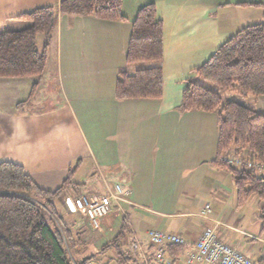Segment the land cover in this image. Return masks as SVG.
<instances>
[{
	"label": "crops",
	"instance_id": "1",
	"mask_svg": "<svg viewBox=\"0 0 264 264\" xmlns=\"http://www.w3.org/2000/svg\"><path fill=\"white\" fill-rule=\"evenodd\" d=\"M60 1L0 0V33L26 27L15 17ZM149 4L156 6L164 26L163 97L120 101L115 96L118 73L125 69L133 74L137 69L125 62L132 24ZM257 5H264V0H124L125 21L62 16L48 48L46 73L27 106L17 108L29 99L35 79L0 78V163L22 166L40 187L54 191L80 162L58 203L65 222L75 221L74 233L85 228L88 234L72 248L77 262L96 255L102 264H123L120 252L104 250L123 226L124 258H132L128 248L135 239L152 253L151 230L179 234L194 244L206 226L197 214L207 204L216 220L264 241L259 219L263 203L252 197L239 208L234 177L213 165L218 112L179 110L195 69L241 29L263 21L264 9ZM237 99L264 114V96L236 95L229 100ZM104 179L122 183L129 203L122 204V211L114 206L101 229L91 231L69 203L79 196L102 194ZM133 207L147 210L137 228L129 224ZM234 213L238 216L232 218ZM225 231L237 232L220 229L221 238L239 246L240 252L255 261L264 256V244L237 233L242 239L236 246ZM248 242L256 247L242 246Z\"/></svg>",
	"mask_w": 264,
	"mask_h": 264
},
{
	"label": "trees",
	"instance_id": "2",
	"mask_svg": "<svg viewBox=\"0 0 264 264\" xmlns=\"http://www.w3.org/2000/svg\"><path fill=\"white\" fill-rule=\"evenodd\" d=\"M124 0H61L56 6L35 9L15 17L25 22L19 30L0 33V78L35 79L21 110L36 96L40 79L46 73L48 48L59 18L62 16L94 17L103 21H125ZM264 9V5H257ZM44 35V46L38 37ZM164 26L157 17L154 4L141 8L132 24L126 51L127 66H136L133 74L121 70L117 75V100H160L164 92ZM196 77L186 83L181 112H218L217 158L213 165L232 174L237 192V204L244 207L252 197L264 206V173L256 169L236 170L222 161L225 154H235L264 166V114L249 107L244 101L224 99L220 91H228L242 98L264 96V16L259 24L241 29L202 66L195 69ZM80 162L70 170L63 185L54 190L40 187L20 165L0 163V264H87L96 255L76 261L69 249L86 238L80 228L74 233L75 221L65 222L59 208L66 188L71 185ZM264 234V207L260 215ZM120 234L104 250L120 252L126 233ZM80 236H82L80 238ZM185 247L170 246L168 253L177 258ZM100 253H103L101 251ZM129 260V261H128ZM255 264H264V256Z\"/></svg>",
	"mask_w": 264,
	"mask_h": 264
},
{
	"label": "built area",
	"instance_id": "3",
	"mask_svg": "<svg viewBox=\"0 0 264 264\" xmlns=\"http://www.w3.org/2000/svg\"><path fill=\"white\" fill-rule=\"evenodd\" d=\"M222 161L227 162L236 170L256 169L260 174L264 173L262 164L244 160L232 153L223 155ZM103 181L104 190L99 196H80L69 203L71 212L82 215L93 230L101 229L103 221L113 213L114 206L122 211V204L129 203L122 183L111 182L107 179ZM213 214L208 204L197 214L206 222V226L201 231L199 240L194 244L189 245L179 234L151 230L148 233V244L152 247V253H150L142 242L137 239L133 240L128 248V255L133 259L131 264H255L252 257L223 240L220 229L228 228L251 241L262 244L264 241L246 231L227 226L222 221L213 218ZM170 246L185 247L186 250L177 258H173L168 253ZM87 264L101 263L92 260Z\"/></svg>",
	"mask_w": 264,
	"mask_h": 264
},
{
	"label": "rangeland",
	"instance_id": "4",
	"mask_svg": "<svg viewBox=\"0 0 264 264\" xmlns=\"http://www.w3.org/2000/svg\"><path fill=\"white\" fill-rule=\"evenodd\" d=\"M45 37H44V35H40L39 37H38V45H39V48L41 49V51H42V48H43V46H44V42H45V39H44ZM53 59V58H52ZM47 65H48V63H47ZM133 66H131L130 68H132ZM135 67V66H134ZM220 93H221V95L223 96V98L224 99H230V98H232V97H236V95L235 94H233V93H230V92H228V91H220ZM255 98V97H254ZM248 103V102H247ZM251 102H249L248 104H250ZM182 184V183H181ZM181 203V202H180ZM182 204V203H181ZM155 209V211H162L161 209H159V208H154ZM133 212H132V215L130 216V222H129V224L130 225H132L134 228H137V227H140L141 226V220L142 219H139V218H142L143 216H146V212H147V210H144V209H142V208H134L133 207ZM157 214V213H156ZM119 216V218H118V221H117V223H118V226H119V222H121L122 221V217H121V215H118ZM150 217H154V215L153 214H150L149 215ZM157 216H160L159 214H157ZM238 215L236 214V213H234L233 214V216H232V218H234V217H237ZM75 219H77V218H75ZM80 219L83 221V222H85V223H88V222H86L87 220L81 215L80 216ZM194 220H196V218H193ZM158 220H161V217H158ZM232 222V221H231ZM229 223V225L230 226H234V224H232V223ZM232 224V225H231ZM237 227V226H236ZM119 229V228H118ZM90 230L91 231H95V230H93L92 228H90ZM226 232V234H227V236H229V238L231 239V241H232V243L235 245L236 244V246L237 245H239V239L241 240L242 238H241V236L239 235V234H237V233H233V232H231V231H225ZM117 235V228H116V232L114 233V234H112V238L114 239V237ZM243 241V240H242ZM243 242H245V241H243ZM255 242H251V243H249L248 242V244L246 245L245 243H242V246H244V247H248V245H249V247H253V249L256 247L255 245ZM233 246V245H232ZM237 248H238V250H240L241 251V249H239V246H237ZM69 252L72 254V256H73V253H72V248L71 249H69ZM74 257V256H73Z\"/></svg>",
	"mask_w": 264,
	"mask_h": 264
}]
</instances>
